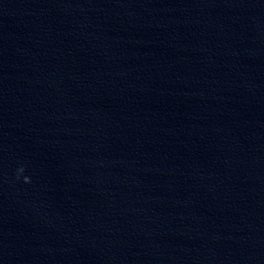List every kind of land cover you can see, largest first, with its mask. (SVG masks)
I'll return each mask as SVG.
<instances>
[{
    "label": "clouds",
    "instance_id": "9594fccd",
    "mask_svg": "<svg viewBox=\"0 0 264 264\" xmlns=\"http://www.w3.org/2000/svg\"><path fill=\"white\" fill-rule=\"evenodd\" d=\"M23 171H24V169H23V168H20V169L18 170V174H19V173H22ZM24 180H25V183L29 182V180H28L27 177H25Z\"/></svg>",
    "mask_w": 264,
    "mask_h": 264
}]
</instances>
